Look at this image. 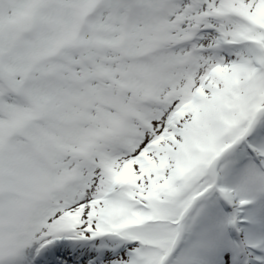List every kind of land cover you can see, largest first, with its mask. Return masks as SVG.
Wrapping results in <instances>:
<instances>
[{
	"label": "snow or ice",
	"instance_id": "obj_1",
	"mask_svg": "<svg viewBox=\"0 0 264 264\" xmlns=\"http://www.w3.org/2000/svg\"><path fill=\"white\" fill-rule=\"evenodd\" d=\"M0 264H264V0H0Z\"/></svg>",
	"mask_w": 264,
	"mask_h": 264
}]
</instances>
